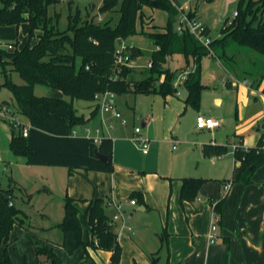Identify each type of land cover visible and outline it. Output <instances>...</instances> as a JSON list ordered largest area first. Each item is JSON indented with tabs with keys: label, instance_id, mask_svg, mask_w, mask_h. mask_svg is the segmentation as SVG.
Returning a JSON list of instances; mask_svg holds the SVG:
<instances>
[{
	"label": "trees",
	"instance_id": "16d2710c",
	"mask_svg": "<svg viewBox=\"0 0 264 264\" xmlns=\"http://www.w3.org/2000/svg\"><path fill=\"white\" fill-rule=\"evenodd\" d=\"M63 0H1L0 24L16 25L28 36V41L21 48L13 45V51L0 48V63L6 80L3 86L12 90L18 103L19 111L31 124L29 133L24 136L20 130H12L10 148L14 154L27 158L28 164L65 166L72 173L74 169L100 170L112 172L113 139L102 137L97 143L94 137L74 135L77 125L87 123L91 118L80 116L74 107L75 99L95 100L98 92L112 90L116 94L127 91L154 93L164 96L175 94L174 79L178 73L167 67L168 58L176 53L194 57L196 70L192 72L185 88V103L198 108L204 85L201 81V59L209 55V49L189 31L180 33L176 29L178 16L184 7L180 0H103L102 12L115 10L120 12L118 22L113 25L112 18L102 22L83 19L77 8L69 15L66 29L58 26V13L50 15L51 7ZM155 2V5L153 4ZM73 4V1H69ZM145 6H152L168 12V21L164 31H154L146 35L152 39L155 48L152 51L150 66L141 80L114 79L116 50L119 39L126 40L138 33L137 23L142 18ZM237 15L227 17L220 30L221 37L212 39L210 47L215 55L230 56L228 49L234 44L248 47L264 56V0H239ZM191 16L196 13L189 12ZM205 33L210 35L206 26ZM37 36L38 41L31 44ZM130 60L143 55V50L136 45H127ZM18 72L25 81L18 84L9 78L6 66ZM89 66V68H87ZM121 75L128 76L131 67L121 66ZM162 77V81L159 79ZM37 85H45L61 91L64 97L37 95ZM259 140L257 146L245 151H235L236 161L232 182H252L255 170L264 164V148ZM110 155L103 163L94 153V149ZM227 151L226 147L216 149L217 154ZM208 179L185 177L181 189V201H194L200 188ZM226 195L215 205L219 214ZM13 201L14 204L10 205ZM143 201V200H141ZM111 199L105 196L93 199L86 211L89 240L83 237L84 228L80 217V208L76 199L66 195L65 213L58 224L63 231L62 246L72 254L81 247L112 251L111 264H120L121 246L112 217L107 212ZM217 213V214H218ZM26 213L15 204L13 188L0 185V249L5 251L0 264H12L6 252L10 233L15 224H21ZM161 240L165 242L164 235ZM39 264H51L55 259L63 261L52 248L35 243ZM88 254V250L85 252ZM156 264V262H155Z\"/></svg>",
	"mask_w": 264,
	"mask_h": 264
},
{
	"label": "rangeland",
	"instance_id": "374dc122",
	"mask_svg": "<svg viewBox=\"0 0 264 264\" xmlns=\"http://www.w3.org/2000/svg\"><path fill=\"white\" fill-rule=\"evenodd\" d=\"M69 1H73V4H69ZM238 1L183 0L184 4L190 7L189 9L198 2L197 6L201 12V18L210 26L213 39L221 36L220 30L224 21L227 16L232 19ZM102 5L103 0H63L60 4L51 7L50 15L57 13L60 15L58 26L62 30L67 28L69 15L74 14L77 8L80 9L83 19L89 18L102 22L112 18V24L115 25L120 18V12L116 9L102 12L100 10ZM156 9V23L161 27L166 26L168 12L160 8ZM152 22L153 19L150 16L142 15L137 23L138 33L125 40V45H136L142 48L144 55L134 62L132 60L129 62L128 66L131 67V72L128 76H122L120 74L121 67H119L113 75L115 80H141L145 77V71L149 65L148 60L155 48L152 39L146 35L154 32L155 27L151 24ZM27 41L28 36L24 34L21 28L18 29L16 25L0 24V43L4 46L1 47L2 49H10V42H13L12 45L16 43L17 47H21ZM35 41L36 37H33L31 44ZM228 54L230 56L226 57L209 54L201 59V81L209 87L203 89L198 108L189 107L184 111L183 99L187 94L185 86L180 88L178 93L166 96L144 92L134 93L133 91L116 94V106L121 113V118L114 117L109 112L107 115L110 114L113 120L107 121V124L111 126L109 127L111 129L109 135L117 139L113 138L114 142L116 141L114 149L116 147L117 155L124 157L127 154L128 157L141 161L150 157L153 150L157 148L159 150L157 162L144 164L148 166L147 168H157L160 172L170 173L172 169L175 171L181 169L186 159L192 156L190 148L199 146L201 142H210L211 139H215L218 144L228 146V154L219 160L222 161L221 164L212 167V163L209 162L210 165L204 164L195 172L214 174V171L218 169L220 176L230 174V166L234 162L232 148L234 143L232 142L235 141L236 144L242 142L245 147L250 148L256 144L260 133L264 132V56L255 50L238 44L231 46L228 49ZM195 66L194 57H186L182 53L170 56L167 62V67L178 72ZM3 68V64L0 63V82L6 80ZM10 68V65L6 66L9 78L18 84H24L25 81L19 73L10 71ZM245 80L249 82L248 86L243 84ZM160 81H162V77L158 83ZM55 91L42 85L36 88L35 93L37 95H51ZM5 100L10 102L9 105L17 115L19 107L14 93L10 88L1 85L0 104ZM97 105L96 100H74L76 113L80 116H88ZM18 115V118L23 122L30 123L29 119L21 112H18ZM148 115L153 118V121L148 126L143 127V121ZM199 115L219 120L221 127L213 131L197 130L195 124ZM123 119L127 120L126 125L121 124ZM106 120H108L107 116ZM100 121L101 119L98 118L95 124L100 125ZM136 127H141L143 129L141 136L150 140L147 153L143 152L135 139ZM151 127L153 136L147 134ZM13 128L17 133L19 128L10 119L0 118V153L3 154L4 158V164L0 166V185L3 188L14 189L17 207L28 215L21 218V224L31 220L35 226L44 228L41 238L47 237L60 241L63 232L58 224L64 218V205L67 187L69 186V177L60 171H67V168L28 164L24 162L22 156L13 154L9 144ZM174 135L179 137L176 150H173L171 143ZM121 136L129 137L130 141L119 140ZM153 141L156 142L155 145L152 144ZM73 182L77 181L72 180ZM169 198L170 195L168 194L167 200ZM136 208L138 207L136 206ZM121 223L122 220L118 219L115 226L118 224L117 228L119 229ZM36 240L39 241L33 236L30 240L27 239L24 244L23 241L19 242L20 248L13 244L8 250L13 253V256H24L27 253L30 257L29 251H34ZM37 243L41 244L40 242ZM65 251L67 252L66 249ZM74 253L67 252V255L72 256ZM25 259L28 260V258H24V261Z\"/></svg>",
	"mask_w": 264,
	"mask_h": 264
},
{
	"label": "crops",
	"instance_id": "0c3cea01",
	"mask_svg": "<svg viewBox=\"0 0 264 264\" xmlns=\"http://www.w3.org/2000/svg\"><path fill=\"white\" fill-rule=\"evenodd\" d=\"M180 2L185 9L190 8L187 4H184L183 0H180ZM197 3L191 7V10L196 11L197 17L202 20ZM156 10V7L145 6L142 14H146L153 19L151 24L155 27L154 31H164L165 26L161 27L155 21ZM203 22L210 28L205 21ZM211 32L210 28L212 38ZM35 37L36 41L33 44L38 41V37ZM123 41L125 42V40ZM1 47L4 46L0 43ZM135 60H132V62ZM150 60L151 57L148 60V67L150 66ZM11 69L12 66L10 71H12ZM4 82L5 80L0 82V86ZM204 85L209 87L207 84ZM245 85L248 86L249 82ZM38 86L42 85H37L36 88ZM154 94L160 93L154 92ZM51 95L69 99L57 90ZM185 99L186 97L183 99L184 111L189 107L193 108V106L185 103ZM218 101L221 100L218 99ZM2 103L10 104L7 100ZM17 116H19L18 112ZM106 116L108 120H106ZM103 117L106 125L103 122ZM86 118L91 119L87 123L77 125L73 131L74 135L100 136L101 138L105 136L116 139V137L109 135L111 130L109 127L111 126L107 124V121H112L113 117L110 114L107 115V113L103 114L99 105ZM98 118L102 121H100V125L95 124ZM152 121L153 118L148 115L143 121V127L148 126ZM195 127L197 130L213 131L198 128L197 120ZM97 129L100 132H97ZM217 129L219 127L215 130ZM152 132L151 127L148 129L147 134L153 136ZM262 134L263 132L260 133L253 147L257 146ZM119 138V140L126 142L130 141V138L126 136ZM178 139L177 135H174L171 139L173 150L177 149ZM232 143H235V141ZM115 144L116 141L113 140L114 170L112 172L77 168L71 173L68 167L54 166L56 168H67V171H60V173H65L69 177L67 195L76 199V204L80 208L85 241L90 239L86 218L88 206L93 199L105 196L111 199V203L107 207V212L111 217L117 212L115 205H118L125 215L124 226L122 223L119 229L117 228L118 224L115 226L121 246L120 264H155V262L156 264H264V164L255 170L250 183L232 182L236 165L235 153L233 165L230 166L231 170L229 169L230 174L220 176L221 174H218L220 170L218 169L214 171V174L195 172L204 164L210 165L209 162L212 163V167L221 164L222 161L219 160H222L229 152L228 146L218 144L215 139H211L210 142H201L199 146L190 148L192 156L188 155L189 157L181 169L178 171L172 169L170 173H164L157 168H147L148 166L144 164L157 162L159 155L157 148L153 150L151 156L149 155L150 157L139 161L128 157L127 154L124 157L118 156L116 147L114 149ZM152 144L155 145L156 142L153 141ZM240 145H243L242 142H240ZM219 147H226L227 151L217 154L216 149ZM1 155L3 156L2 153ZM22 157L24 162L27 163V158ZM185 177L208 179L200 188L194 201H181V189ZM72 180L77 182L72 183ZM230 181L232 185L219 214L215 211V205L224 196L225 183ZM168 194L170 198L167 200ZM131 199H136L137 203L133 204L130 202ZM216 215L219 216L218 238L211 243L208 240V234ZM42 229L44 228L35 226L31 220L28 223L14 225L6 248L13 264H39L36 248H34V251H29L31 260L27 253L24 256H13V253L8 250L11 245L16 244L15 247H18L22 241L24 244L27 239L30 240L33 236L39 239V241H36L40 242L41 245L52 248L63 261V264H111L112 251L87 246L79 248L70 256L67 255L61 244L63 234L60 241L47 237V239L41 238L42 231H44ZM161 235H164L165 242L161 240ZM25 248L28 249V247ZM86 250H88V254L85 253ZM4 251L5 246L3 245L0 249L1 259ZM24 258H28V260L25 259L24 261Z\"/></svg>",
	"mask_w": 264,
	"mask_h": 264
},
{
	"label": "built area",
	"instance_id": "2783aa9c",
	"mask_svg": "<svg viewBox=\"0 0 264 264\" xmlns=\"http://www.w3.org/2000/svg\"><path fill=\"white\" fill-rule=\"evenodd\" d=\"M175 1V0H171ZM0 6H2L1 0H0ZM185 9V8H184ZM196 13V11H193L191 9H185L184 12L181 11V13L178 16V22L176 25V29L178 32L183 33L184 31H189L193 35H195L196 38H198L208 49H209V54L212 55L214 54L213 50L210 47L212 38L210 35H207L205 33L206 30V25L205 23L200 20L197 17V14L194 16H191L189 12ZM237 15V11L235 10L234 16ZM101 18L99 17V20ZM119 47L116 50V60L115 64L117 67H121L124 65H129L130 60V52L127 50V45L124 44V41L122 40L121 43L118 45ZM13 47L12 44H9V48ZM197 65L194 68H185L181 71H179L174 79V86L176 88V92L178 93L180 88L185 86V82L187 81L189 75L196 70ZM89 68V66H87ZM244 84H247L248 81L245 80L243 82ZM178 89V90H177ZM180 94V93H179ZM115 98H116V93L112 90H106L102 92H98L95 95V100L98 102V105L100 107V110L102 113H109L111 112L114 117L121 118V113L119 109L116 106L115 103ZM0 118L2 119H10L11 122L19 128L21 133L24 136H27L29 133V129L31 127V124H26L23 122L21 119L18 118L17 115H15L14 111L12 110L11 105L8 103H2L0 104ZM103 122L106 125L105 119L103 117ZM121 123L126 124L127 120L123 119ZM197 126L200 129H210V130H215L216 128L221 126V122L219 120L214 119L213 117L205 116V115H199L197 117ZM141 127H136L135 129V139L138 141L140 148L143 150V152L147 153L150 147V140L143 138L141 136ZM97 132H100L99 129H97ZM95 141L98 143L101 139L100 136L94 137ZM261 141H262V148H264V132L261 135ZM175 148V146H174ZM233 151L237 149H243L245 151L249 150V148L245 147L244 145H240V143L236 144L234 143L232 145ZM4 164V158L0 153V166ZM236 164H240V160L237 159ZM232 182H227L224 185V195H227L231 188ZM133 204L137 203L136 199H132L131 201ZM14 202L11 201L10 205H13ZM117 208V212L112 216L111 223L115 225L116 221L118 219L122 220V225L124 226V221H125V215L124 213L120 210L118 205H115ZM219 223V216L216 215L214 217L213 223L211 225L210 232L208 234V240L209 242L213 243L217 240L218 238V225Z\"/></svg>",
	"mask_w": 264,
	"mask_h": 264
},
{
	"label": "water",
	"instance_id": "95a60500",
	"mask_svg": "<svg viewBox=\"0 0 264 264\" xmlns=\"http://www.w3.org/2000/svg\"><path fill=\"white\" fill-rule=\"evenodd\" d=\"M153 4L155 5V2ZM121 40L122 39H119V43H121ZM10 51H13V47H10ZM94 153L103 163H107L110 159V155L100 152L98 148L94 149ZM51 264H60V263H58L55 259H52Z\"/></svg>",
	"mask_w": 264,
	"mask_h": 264
}]
</instances>
